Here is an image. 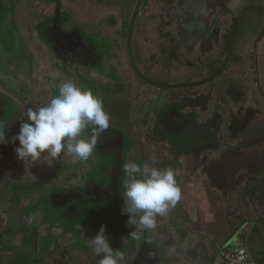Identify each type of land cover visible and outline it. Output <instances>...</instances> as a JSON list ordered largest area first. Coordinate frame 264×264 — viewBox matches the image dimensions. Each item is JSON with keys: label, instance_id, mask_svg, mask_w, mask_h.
<instances>
[{"label": "flooded vegetation", "instance_id": "1", "mask_svg": "<svg viewBox=\"0 0 264 264\" xmlns=\"http://www.w3.org/2000/svg\"><path fill=\"white\" fill-rule=\"evenodd\" d=\"M7 1L9 2V8L6 5L1 6L2 3L0 2V11H2L7 21L6 24L10 25L16 37H18V33L21 36H26L23 48L26 53L29 51L32 53V64L31 60L28 61L32 71L31 74L37 72L39 63L44 64V61L50 62V65L54 63L56 69L65 72L68 79L73 82L79 80L81 85L91 89L93 94L96 88L98 94H101L105 101L104 108L106 111L109 108L107 102L112 96V90H105V85L102 82L97 81V84H94L92 81L95 80L91 78L88 80L86 75H94L96 79L101 80L100 70L103 68L105 58L118 59L116 50L119 43L116 41L117 38L110 35L107 38L100 37L102 34H99L100 32H97L96 28L103 25L104 18H98L94 22L96 23L94 30L96 42L94 43L87 36H84L85 28L81 24L76 23L78 28L71 23L68 18L71 13L83 16L86 14L110 15L111 21L114 22L112 26L114 29L117 28L119 36L124 38L126 56L131 68L138 72L140 70L132 62L135 57H138L137 41L134 38L136 28L152 30V35L156 36L160 47L158 50L160 55L163 53L161 47L165 42L171 43L178 40L192 46L203 44L206 41L214 42L219 37L223 42H226L228 47L226 58L231 55L239 60L242 59L241 54L238 55L234 52V47L243 36L242 21L244 16L247 15V8L240 7L237 14H232L229 11L232 6H228V0H226L227 5L224 12L231 18L226 27L225 35L215 33V22L220 13L214 15L213 12L215 6H218V0H178L177 7L179 6V11L184 14V17L181 18V22L184 24L180 23L181 29L176 28V38L172 33L165 32L166 26L173 25V22L176 21L173 18L167 23L166 3L160 11L151 13L146 0H74L73 3L72 0ZM258 5L251 8V11L258 12V22L261 21L262 27L256 32L251 41H248V43H251V48L247 54L249 60L256 64V75H258L259 64L262 62V58L264 59V5L262 3ZM114 16L118 17L120 22H122V17L129 16L128 23H118L117 19L115 21ZM173 16L174 14L170 15V18ZM0 18L3 19L1 16ZM153 20H156L157 23H154L155 26L151 27V21ZM163 22L167 23L164 28L162 26ZM28 30L31 34L30 37H28ZM97 35L100 36L97 37ZM167 35L168 38H166ZM103 40L107 41L106 45H103L105 46L104 49L98 43V41ZM144 41L150 43L149 38L144 39ZM37 42L40 48L47 52H42L43 49L32 46V43ZM114 45H117L116 49L113 48ZM43 54H48L46 55L47 59H43L45 58ZM151 57L155 58L156 56L152 55ZM20 69L21 67L17 68V72ZM146 82L151 85L153 91H148L143 106H137V110L142 111L138 117V128L123 130V128L115 125L116 122L111 117L110 128L107 133L102 135L97 149L94 150L93 155L87 161L72 164V157L61 154L49 166L59 168L62 165L63 169L66 170L60 178L57 179V176H55V182L51 178L53 189L48 199L50 201L53 195L51 201L60 205L57 208L55 217L56 220H64L65 224L63 226L59 225L63 229L58 230L61 233L64 231L65 238L77 240H73L69 244L74 243V246L79 247L83 253L82 264H99L101 257L93 253V250L88 247L87 241L88 238L95 236L102 224L105 225L110 245L125 253V264H169L166 259L160 256V242L157 237L152 240L147 239L145 235L147 230H144L143 238L137 241L127 236L132 228L129 227L128 230H123L124 223L127 221V215L121 212L124 185L128 178L123 171L125 163L134 161L138 164L147 163L149 166L159 168L172 167L176 170V179L181 191H185L189 186L194 185L202 189H205V187L207 189L213 184L221 187L226 182V160L217 169L207 170L204 166L206 159L200 160L198 157L203 153L213 155L218 149H221L222 138H220L221 134L216 128V123L212 121L208 123V126L199 129H187L188 124L191 123L186 116L189 117L191 114L182 113L187 106L192 105V100L187 98V94L185 97L174 96L171 106H166L164 100H157V92L160 91L159 85L149 80H146ZM235 84L229 88L234 89L238 86ZM113 85L111 82V86ZM49 98L50 95L47 102ZM35 103V106H29L30 102L24 106H19L14 98L7 97L0 90V123L9 125L6 131L7 137L10 138L18 133L19 124L22 122L19 120L27 108L36 109L46 104ZM129 123L130 120H127V125ZM17 146L18 142L0 145V162L6 159L7 154L16 155L14 149ZM222 152L225 156L226 147L222 148ZM43 161V164H45L43 166H48L47 161L45 159ZM201 163H204V165H201ZM213 165L217 166L219 164L214 163ZM180 167L183 168V171ZM37 168L39 166L33 167L31 171L33 172ZM46 177L50 179L51 176ZM12 191H15L17 198L20 199L18 194H23L24 188L16 185L13 186ZM10 201L14 202V198L10 197ZM192 202L198 204L196 199H193ZM17 203H19L18 200ZM2 211L10 218L13 217V211H11V216L8 214V210L2 209ZM181 212L179 200L176 206L169 210L167 216L170 215L173 220L176 219L177 221L181 216ZM39 213L37 211V215ZM33 214H36V212H33ZM27 215L25 218L30 217L28 213ZM20 216L22 217V215ZM0 218L2 217L0 216ZM157 218L161 220L164 216H157ZM183 218H186V216L183 215ZM20 227L19 232L13 231L11 234H21L23 237H30L35 234L31 227L26 225Z\"/></svg>", "mask_w": 264, "mask_h": 264}, {"label": "crops", "instance_id": "2", "mask_svg": "<svg viewBox=\"0 0 264 264\" xmlns=\"http://www.w3.org/2000/svg\"><path fill=\"white\" fill-rule=\"evenodd\" d=\"M218 1V6H215L213 12L214 15L220 13L215 23V33L225 35L231 17L223 11L226 9V0ZM228 1V6H232V9L231 7L229 9L230 13L237 14V10L241 7V0ZM220 7H222L221 10ZM174 8L167 12L169 20L174 18L176 21L173 22V25H167L165 32L172 33L176 38V28L179 30L181 29L180 23L184 24L181 22L184 14L179 11L177 3ZM173 14L174 16L170 18V15ZM177 15L179 16L177 17ZM2 18H0V30L6 27L7 23L5 16ZM245 19L244 17L243 20ZM255 23H258L254 24L258 31L262 25L257 21ZM136 31L139 32L136 33L138 57H135L132 62L135 65H140V72L130 68L129 61L128 63L121 62L123 68L131 70V73L126 74L124 83L132 87L133 95H126V100L122 99L123 102H119L118 93L122 92L111 89L112 96L107 102V107L112 111L114 106L118 108L119 103H125L126 106H143L146 102V94L149 90L153 91L146 80L159 85L160 91L157 92V100H164L166 106H171L174 96L185 97L187 94V98L192 100V105L182 111V113L191 114L189 117L186 116L191 123L188 124L187 129H199L208 126V123L213 121L221 134L220 138H222L221 149H218L213 155L203 153L198 156L200 160L206 159L205 165L204 163L201 165H204L207 170H214L226 160L227 166L224 185L218 187L213 184L207 189L206 187L202 189L189 186L185 191H181L182 212L180 218L177 221L173 220L170 215L164 216L161 220L156 218V231H154L155 229L147 230L146 238L152 240L157 237L159 239L160 256L166 258L169 264H221L220 259L216 256L217 250L224 245H230L235 231L243 224L252 223L254 228L251 233V241L259 261L264 264V178L258 175L255 176V182L250 180L252 173H261L264 169V106L261 104L264 102V65L259 64L257 89L260 93L258 94L254 85L256 79L252 80L253 75L250 70H244L241 65L243 62L241 60L248 57L247 54L241 53L244 57L242 56L240 60L231 55L226 58L228 47L221 38L217 37L214 42L206 41L203 44L192 46L177 40L180 55L183 54L185 60L183 58L168 60L166 51L167 47L172 46V43H163L161 47L163 53L160 55L156 36L150 32H144L146 30L143 28H136ZM146 38H149L154 47L149 46V49L145 50L143 41ZM234 52L240 54L235 47ZM152 55L156 57H151ZM163 56L165 61L162 66H159V71L154 70V61ZM236 60L238 61L236 62ZM185 62H188L191 67L184 65ZM16 66L17 63L4 66L1 72L8 71V74L14 75L17 71ZM22 69L21 67L20 70L22 71ZM2 78L7 80L8 77L2 75ZM234 83L238 86L234 89L229 88ZM116 84L113 86L117 87L118 83ZM205 96L206 99H204ZM224 97L230 102L227 105ZM111 117L118 123L116 115L111 113ZM133 129L134 127L131 130ZM223 147H226L225 156L222 152ZM7 157L8 155L1 161L0 169V216L2 217L0 218V264H43L41 245L45 240L49 237L58 239L59 235L65 238L64 231L61 233L58 230L63 229L59 225L63 226L65 221L56 220L55 217L60 205L51 201L53 195L50 201L48 198L53 189L51 181L55 182V176L57 179L60 178L66 170L62 165L59 168H53L43 166L45 164L41 162L31 165L19 160L16 165L14 164L15 160L13 163ZM43 159L48 161L50 158L45 155ZM214 163L219 165L215 166ZM38 166L39 168L31 171L33 167ZM180 169L183 171L182 167ZM46 176L51 177L48 179ZM16 185L24 188L23 194H18L20 199L17 198V193L12 191L13 186ZM242 189L246 191V195L237 205V199ZM10 197L14 198V202L10 201ZM204 197H208L207 200L210 204L214 203L213 214L218 216L216 224L212 223L209 213L210 218L208 219L207 215L201 211V207L199 208L198 204L192 202L193 199H196L199 203V199H204ZM187 201L191 204L190 209L186 207ZM193 205L198 208H194ZM10 208L13 211L12 218L2 211V209L9 210ZM37 211L40 212L39 215H37ZM27 213L30 217L25 218L28 216ZM183 215L186 218H183ZM214 219L216 218L214 217ZM25 225L31 227L35 234L30 237L11 234L13 231L19 232V227H25ZM45 227L49 232L48 235L45 234ZM194 229L196 231L201 229L202 233L198 234ZM215 230L219 231L218 234L214 232ZM204 232L208 233L205 237L203 236ZM45 236L49 237L46 239ZM83 259L84 255L79 247L74 246V243L70 245L68 242L64 254L60 251L52 264H72L73 261L74 264H82Z\"/></svg>", "mask_w": 264, "mask_h": 264}, {"label": "clouds", "instance_id": "3", "mask_svg": "<svg viewBox=\"0 0 264 264\" xmlns=\"http://www.w3.org/2000/svg\"><path fill=\"white\" fill-rule=\"evenodd\" d=\"M110 114L103 98L91 89L70 79L56 86V92L43 106L27 108L19 124V131L6 136L9 125L0 123V145L18 142L14 152L23 163H43L48 166L61 154L72 157L71 163L87 161L97 149L102 135L110 128ZM90 133V134H89ZM127 174L124 185L122 214L127 215L128 233L134 240L143 238L144 230L157 227V216H165L181 199V189L172 167L159 168L147 163L129 161L123 165ZM88 247L101 257L99 264H125V253L113 248L101 225L95 236L88 238Z\"/></svg>", "mask_w": 264, "mask_h": 264}, {"label": "rangeland", "instance_id": "4", "mask_svg": "<svg viewBox=\"0 0 264 264\" xmlns=\"http://www.w3.org/2000/svg\"><path fill=\"white\" fill-rule=\"evenodd\" d=\"M74 2V0H72V3ZM1 6L6 5L9 8V2L7 0H3V2L1 1ZM147 3V7L149 9V11L151 13H157L158 11H160V9H162L164 7V3H166L168 5L167 7V11H170L171 8H174V5H176L177 1L176 0H146ZM259 3H262L264 5V0H241V7H245L247 8L246 12L247 15H245L244 17L246 18L245 20H243L242 25L244 27V34L242 36V38L239 39V41L237 42V44L235 45V48L237 50V52H240V54H248L251 48V44L248 43V41H251V39L255 36L256 34V27L254 26V24H258L255 23V21H259V16H258V12L255 11H251V8L257 6ZM0 6V7H1ZM260 6V5H258ZM175 9V8H174ZM179 12V11H178ZM177 12V13H178ZM1 17L3 16L2 11H0ZM5 14V13H4ZM179 15H177L178 17ZM176 17V18H177ZM69 20L71 21V23L73 25H76V23L78 22V24H81L82 26H84L85 30H84V36H87L90 40L94 41V43L96 42V37L94 36V30H95V24L94 23L98 18H104L103 19V25L101 27L96 28L97 32H100V36L101 38H107L109 35L113 38H117V42L119 43V47L117 48V45H114V49L117 48L116 50V54L118 56V59L116 60L115 58H110V57H106L105 61L103 63V68L102 70H100L101 72V76H102V81L99 79H96L94 77V75H90L87 74L86 78L88 80H90V78L94 84L98 81V82H102L105 87L104 89H112L114 90H118L117 92H122V93H118V100L119 102H123L122 99L126 100V95H133V90L131 86H127L124 83V80H126V74L127 73H131V70L129 68H127V70L125 69V67L123 68L122 63L121 62H127L128 63V58L126 56V51H125V47H124V38H121L118 34V29L112 26V22L111 21V16L104 14L103 16H97V15H93V14H86V15H78V14H74L71 13L68 16ZM128 18L129 16L126 17H122L121 20L122 22H120L119 18L116 16H114V19L116 21V19L118 20V23H128ZM107 19V20H106ZM142 20V19H141ZM167 20H169V15H167ZM199 22H201L199 20ZM116 23V22H115ZM157 23L156 20L151 21V27H154L155 24ZM245 23V25H244ZM167 24L165 22L162 23V26L164 28V25ZM260 25H262L261 21L259 22ZM77 26V25H76ZM118 26V25H117ZM100 29V30H99ZM136 31V30H135ZM152 30H146L144 32H151ZM136 33L139 32H135L134 34V38L136 39ZM28 37L31 36L30 31L28 30ZM18 37H16V35L14 34V32L12 31V28H10V25L6 24V27L2 28V30H0V90L3 91L7 97H12L15 99V101L19 104V106H24L25 104H27L28 102H30L29 106H35V102H39L40 104L46 103L47 99L50 96L54 95L56 92V86L61 83L62 81H64L65 79H68V76L65 74V72H62L59 69H56V65L54 63H51V65L49 64L50 62L44 61V64L39 63V67L37 68V72H34L33 74H31V70H30V63L28 61L31 62L32 64V53L31 51L29 52H25V49L23 48V44L25 43V39L26 36H21V34L18 33L17 35ZM22 39H21V38ZM166 38H168V35L166 36ZM138 39V38H137ZM29 40H31V38H29ZM115 41V40H114ZM157 41V40H156ZM168 41V40H167ZM106 40L104 41H98L99 45H101L104 49L106 45ZM144 42V47L145 50L149 49V46L152 47L153 43H147ZM172 46L171 47H167V51H166V55H168L167 59L168 60H172V59H177L179 60L180 58H184V56L180 55V47L177 46V42L173 41L171 42ZM156 44V42H155ZM32 46L38 49H43L40 48L39 43H32ZM175 46V47H174ZM154 47V46H153ZM46 49V48H45ZM42 52H47L44 49L42 50ZM165 53V52H164ZM46 55L48 54H43V56L45 58L43 59H47ZM244 57V55H242ZM177 57V58H176ZM42 59V58H41ZM164 56L158 58L157 60L154 61V70L159 71L158 68L159 66H162V63L165 61L164 60ZM38 60V59H37ZM263 60V58H262ZM238 60H236L237 62ZM241 63L242 68L244 70H250V73L253 75L252 76V80H254V78L256 79V82L254 83V85L256 86V90L259 92V89H257V78L258 75H256V64L250 60H248V57H245L244 60ZM17 62V68L22 67V71H16L15 74H8V71L5 72H1L2 68L4 66H8L13 63ZM40 62V61H39ZM120 62V63H119ZM240 62V61H239ZM130 63V62H129ZM184 65L186 66H190L191 65L188 62H185ZM260 65H264V60L260 63ZM158 66V67H156ZM43 67V68H42ZM137 69H140V65H136ZM131 68V65H130ZM122 69V70H121ZM153 69V68H152ZM14 70V69H13ZM123 72V73H122ZM17 73V74H16ZM151 74V73H150ZM264 74V72H263ZM2 75H6L8 78L7 80L2 78ZM255 81V80H254ZM263 81H264V77H263ZM111 82L116 86L118 83V88L115 86H111ZM1 83H3V85H1ZM56 85H55V84ZM75 83L81 84V82L78 80ZM97 84V83H96ZM129 84V83H128ZM40 85V86H39ZM42 86V87H41ZM140 86V85H139ZM142 87V85L140 86ZM121 88V90H120ZM124 94V95H121ZM94 95H98L100 97H102L101 94H98L97 89L95 88V92ZM206 98V96H205ZM204 98V99H205ZM225 98V97H224ZM226 99V105L228 103H230L228 101L227 98ZM104 101V99H103ZM33 102V103H32ZM105 103V101H104ZM264 102H261L262 106H264L263 104ZM25 112V111H24ZM23 112V113H24ZM109 114H113L116 115L118 123H115V125L126 129V128H138L139 127V122H138V117L141 115L140 109L137 110V106H126L125 103H119L118 108H115L112 111L109 110L107 111ZM22 113V116H23ZM129 118L130 123L127 125V119ZM132 124V125H131ZM8 155V160L13 162V160H15V163L17 165V163L19 162V160L17 159L16 155H11V154H7ZM2 167V163L0 162V169ZM263 167V165H262ZM264 171V169H263ZM262 171V172H263ZM262 172H258V173H252L251 175V181L255 182V176L260 175L259 177L264 178L261 176ZM247 174V172H245ZM260 173V174H259ZM249 180V181H250ZM251 182V183H252ZM195 186V185H194ZM193 187V186H192ZM246 195V191L244 189L241 190L240 195L238 196L237 199V205H239L241 203V199L242 197H244ZM208 197H204V199H199V203L198 206L201 209V211L204 213V215H207L208 219L210 218V216L208 215V213L211 215L212 217V223L215 222L216 224V220H218V216L215 215V213L213 214V211L215 209L214 203L211 202V199H209V201L212 203L210 204L207 200ZM188 203H186V207L187 208H191V204L189 201H187ZM190 204V205H189ZM194 208L197 207L196 205H193ZM212 206V207H210ZM198 208V207H197ZM213 208V210H212ZM217 209H218V205H217ZM216 209V210H217ZM12 208H10L8 210V214L11 216L12 213ZM214 217L216 219H214ZM220 218V216H219ZM222 219V218H221ZM236 221V220H235ZM127 222V221H126ZM124 223L125 226L123 227V230H128V226L127 223ZM216 226V225H215ZM217 228V226H216ZM45 234L48 235V231L47 228L45 227ZM132 229L129 230V232ZM195 230V229H194ZM196 231V230H195ZM128 232V233H129ZM198 234L202 233V230L199 229L196 231ZM214 232H216V234H218L217 230H215ZM208 233L204 232L203 236H207ZM128 236V235H127ZM49 236H45L44 238H48ZM70 242V239L68 238H64L63 236L59 235L58 239H52L51 237H49L47 240H45L44 244L41 245V248L43 249L42 251V256H43V264H52L53 261H55V256H57V254L61 251L64 252L66 251V245L67 243ZM1 246V245H0ZM41 249V250H42ZM207 251V250H206ZM166 259V258H164ZM45 260V261H44ZM72 264H74V261L72 262Z\"/></svg>", "mask_w": 264, "mask_h": 264}, {"label": "built area", "instance_id": "5", "mask_svg": "<svg viewBox=\"0 0 264 264\" xmlns=\"http://www.w3.org/2000/svg\"><path fill=\"white\" fill-rule=\"evenodd\" d=\"M254 224H243L232 237L230 245H224L216 252L221 264H262L251 241Z\"/></svg>", "mask_w": 264, "mask_h": 264}, {"label": "water", "instance_id": "6", "mask_svg": "<svg viewBox=\"0 0 264 264\" xmlns=\"http://www.w3.org/2000/svg\"><path fill=\"white\" fill-rule=\"evenodd\" d=\"M223 11H224V10H223ZM217 20H218V18H217ZM217 20H216V22H217ZM216 22H215V23H216ZM97 54H98V53H97ZM261 176L264 177V171L262 172Z\"/></svg>", "mask_w": 264, "mask_h": 264}]
</instances>
